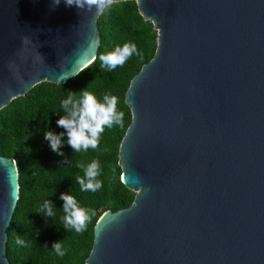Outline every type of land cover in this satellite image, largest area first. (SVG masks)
Here are the masks:
<instances>
[{
	"label": "water",
	"instance_id": "95a60500",
	"mask_svg": "<svg viewBox=\"0 0 264 264\" xmlns=\"http://www.w3.org/2000/svg\"><path fill=\"white\" fill-rule=\"evenodd\" d=\"M117 1L0 0V109L90 65ZM136 2L158 48L125 93L119 165L135 196L103 213L86 264H264V0ZM19 198L0 156V264Z\"/></svg>",
	"mask_w": 264,
	"mask_h": 264
},
{
	"label": "trees",
	"instance_id": "16d2710c",
	"mask_svg": "<svg viewBox=\"0 0 264 264\" xmlns=\"http://www.w3.org/2000/svg\"><path fill=\"white\" fill-rule=\"evenodd\" d=\"M97 24L101 50L90 65L64 84L37 83L0 109V156L15 160L20 183V198L8 228L11 264H86L94 245L95 226L103 213L128 207L134 200L135 192L121 181L119 165L120 144L132 120L125 93L131 79L155 57L158 32L141 16L136 0L107 4ZM125 43L135 44L139 55L133 54L113 70L102 68L99 57ZM84 89L100 100L104 93L117 96L118 110L125 113L124 126L106 127L96 149L74 152L57 120L64 115L61 102L68 93ZM47 131L65 133L60 149L63 155L51 149L45 139ZM94 159L100 163L98 179L103 186L96 192H83L75 182L76 176L83 175L77 165ZM66 192L82 207L96 212L82 234L63 227L64 202L59 197ZM46 200L54 204L56 214L52 218L40 213ZM18 238L24 240L23 246L17 244ZM56 241H62L63 257L52 250Z\"/></svg>",
	"mask_w": 264,
	"mask_h": 264
},
{
	"label": "clouds",
	"instance_id": "9594fccd",
	"mask_svg": "<svg viewBox=\"0 0 264 264\" xmlns=\"http://www.w3.org/2000/svg\"><path fill=\"white\" fill-rule=\"evenodd\" d=\"M54 2L59 4L60 0H54ZM64 2L68 6L75 5L80 9L90 10L94 6L99 9L102 0H64ZM133 54L139 55L136 45L125 43L122 47L118 46L113 51L102 54L99 59L102 62V68L113 70L122 66ZM117 105L118 97L111 93H104L102 100L87 89L68 93L67 98L61 102L64 115L57 120V125L65 129L67 144L74 152L87 151L89 148L96 149L106 127L124 126L125 113L118 110ZM65 133L59 135L52 131L45 133V139L49 141L51 149L59 155L64 154L60 149ZM77 167L83 172V175L75 177V182L80 186L81 191L96 192L102 188L103 181L98 179L102 173L98 160L94 159L87 164L80 162ZM59 198L64 202L63 227L78 234L84 233L92 218L96 216L95 210L82 207L73 195L67 192L62 193ZM54 208L53 202L46 200L40 213L52 218L56 214ZM16 242L21 246L25 243L20 238ZM52 250L60 257L66 255L62 241L54 242Z\"/></svg>",
	"mask_w": 264,
	"mask_h": 264
}]
</instances>
